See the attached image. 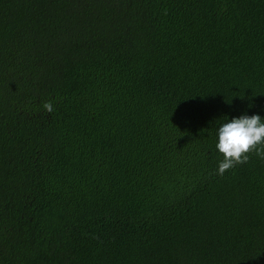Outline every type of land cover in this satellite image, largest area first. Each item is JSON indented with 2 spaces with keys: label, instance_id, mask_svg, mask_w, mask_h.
<instances>
[{
  "label": "trees",
  "instance_id": "trees-1",
  "mask_svg": "<svg viewBox=\"0 0 264 264\" xmlns=\"http://www.w3.org/2000/svg\"><path fill=\"white\" fill-rule=\"evenodd\" d=\"M243 114L264 0H0V264H264V159L217 174Z\"/></svg>",
  "mask_w": 264,
  "mask_h": 264
},
{
  "label": "clouds",
  "instance_id": "clouds-1",
  "mask_svg": "<svg viewBox=\"0 0 264 264\" xmlns=\"http://www.w3.org/2000/svg\"><path fill=\"white\" fill-rule=\"evenodd\" d=\"M43 108L52 112V102L44 103ZM215 148L222 156L217 165V174L221 176L236 165L248 163L249 153L264 159V118L243 114L228 119L216 130Z\"/></svg>",
  "mask_w": 264,
  "mask_h": 264
}]
</instances>
